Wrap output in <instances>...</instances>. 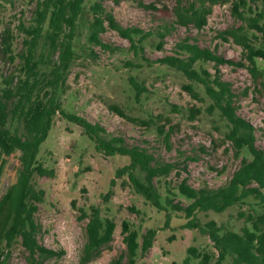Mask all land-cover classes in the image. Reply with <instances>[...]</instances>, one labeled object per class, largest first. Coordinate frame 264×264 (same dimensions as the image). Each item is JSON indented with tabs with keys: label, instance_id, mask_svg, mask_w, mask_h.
Returning <instances> with one entry per match:
<instances>
[{
	"label": "trees",
	"instance_id": "16d2710c",
	"mask_svg": "<svg viewBox=\"0 0 264 264\" xmlns=\"http://www.w3.org/2000/svg\"><path fill=\"white\" fill-rule=\"evenodd\" d=\"M105 1L30 0L31 18H22L14 27L7 25L1 31L2 57L12 67L0 72V177L16 151L21 153L23 162L0 197V264H9L17 244L25 249L30 264H44L63 253L40 242L42 224L37 217L45 196L38 178L55 174L53 168L43 163L41 151L57 116L79 125L100 152L129 158V163L117 173L127 174L135 191L148 203L166 210L154 181L168 177L174 170L179 173V161L158 159L147 147L130 144L123 135L110 132L100 121L92 122L77 111L67 109L63 94L72 66L81 56L77 45L83 34L87 46L82 50L92 58L99 56L97 48L106 52L118 49L102 36L108 28L128 38L137 52L144 50L140 43L151 34L158 38L156 47L165 50V38L177 24L201 30L218 4L229 5L239 24L220 30L216 38L232 40L240 46L239 60L225 58L188 36L177 41L171 54L159 58L158 62L186 78L182 90L195 101L188 108L190 119H197L204 111L218 116L220 135L213 140L212 147L217 150L230 143L225 151L233 150L240 164L219 186L205 181L197 188H188L189 220L183 227L198 230L211 243L189 246L185 258L172 264H264V215L247 210L230 214L241 222L238 229L210 216L224 214L248 197L264 203V148L256 144L255 126L238 113L237 94L232 84L223 79L220 68L225 63L246 68L255 90L264 95V0H175V20L163 21L151 31L123 26ZM111 1L119 4L130 0ZM159 3L167 6L164 0L140 2L142 7L152 10H159ZM206 64H212L214 72ZM133 84L139 87L135 81ZM109 107L133 123L156 129L167 149H172L171 137L178 123L168 114L159 112L142 119L129 116L117 103ZM175 109L182 111L179 106ZM199 149L204 152L205 146ZM193 157L184 155L185 159ZM80 210L87 219L80 263L87 264L111 244L117 222L98 205ZM121 233L126 249L113 256L109 264H136L139 254L152 245L156 236V230H151L141 238L138 229L127 219L121 222Z\"/></svg>",
	"mask_w": 264,
	"mask_h": 264
},
{
	"label": "rangeland",
	"instance_id": "374dc122",
	"mask_svg": "<svg viewBox=\"0 0 264 264\" xmlns=\"http://www.w3.org/2000/svg\"><path fill=\"white\" fill-rule=\"evenodd\" d=\"M141 1L148 4L153 0H130L119 4L106 0L105 5L123 26H138L146 31L154 30L163 21L175 20V0H164L166 7L159 3V10L142 7ZM29 2L0 0V47L1 31L5 26L14 27L22 18H31L33 5ZM238 24L229 5L218 4L203 29L177 24L165 38V50L156 47L158 38L151 34L142 39V52H137L128 38L108 28L102 36L118 49L106 52L97 48L99 56L95 58L82 50L87 46V38L85 34L80 36L77 48L81 56L72 66L63 94L66 108L77 111L92 122L100 121L110 132L123 135L130 144L147 147L158 159L179 161V173L174 170L166 178L155 179V188L166 210L156 208L135 191L127 174L117 173L119 168L129 163V158L100 152L79 125L57 116L41 151L43 163L53 168L55 174L38 178L45 196L39 204L37 217L42 224L40 242L49 248L63 250V253L44 264H81L87 219L82 217L80 208L89 210L91 205H98L105 214L113 217L117 228L111 244L87 264H109L113 256L124 252L123 219L138 229L141 238L156 230L152 245L139 254L136 264L181 262L189 246L211 243L198 230L183 227L189 220L187 206L191 196L188 188H197L205 181L211 186L225 183L240 160L234 156L233 150L225 151L230 143L213 149L212 142L220 135L218 116L204 111L197 119H190L188 108L195 101L182 90L186 78L180 72L161 65L158 59L171 54L177 41L191 36L201 46L237 61L241 57V47L232 40L221 41L216 35L220 30ZM2 56L0 48V72L8 71L12 65L5 63ZM206 66L214 72L212 64ZM220 68L223 79L232 84L237 94L238 113L255 126L256 144L264 148V95L255 90L246 68L230 63L222 64ZM111 103L119 104L132 117L145 119L159 112L172 117L178 123L171 137L172 149H167L163 136L156 129L118 115L110 109ZM175 106L181 107L182 111H177ZM201 145L205 146L204 152L199 149ZM184 155L195 157L185 159ZM22 162L19 151L9 157L0 177V197L15 179ZM139 176L143 179L142 174ZM239 210L264 215V203L248 197L230 211L211 213L210 216L238 229L241 222L230 214ZM26 255L20 244L15 245L9 264H30Z\"/></svg>",
	"mask_w": 264,
	"mask_h": 264
}]
</instances>
